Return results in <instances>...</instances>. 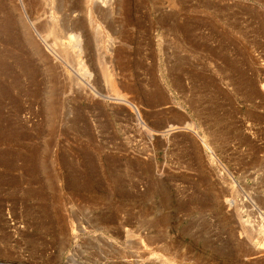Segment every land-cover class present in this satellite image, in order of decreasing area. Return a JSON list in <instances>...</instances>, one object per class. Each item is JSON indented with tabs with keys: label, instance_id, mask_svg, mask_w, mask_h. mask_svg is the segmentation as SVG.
<instances>
[{
	"label": "rangeland",
	"instance_id": "374dc122",
	"mask_svg": "<svg viewBox=\"0 0 264 264\" xmlns=\"http://www.w3.org/2000/svg\"><path fill=\"white\" fill-rule=\"evenodd\" d=\"M258 208L264 0H0V264H264Z\"/></svg>",
	"mask_w": 264,
	"mask_h": 264
},
{
	"label": "bare ground",
	"instance_id": "6f19581e",
	"mask_svg": "<svg viewBox=\"0 0 264 264\" xmlns=\"http://www.w3.org/2000/svg\"><path fill=\"white\" fill-rule=\"evenodd\" d=\"M88 0H86L87 2ZM88 15V14H87ZM69 40L71 42H73V46L74 48L75 47H78L80 48L81 47V43H82V40L80 38V35L79 34H71L68 36ZM72 44V43H71ZM73 48V47H72ZM56 56V55H55ZM60 58V57H59ZM101 65V69H102V72H103V75L105 76L106 80L110 83L111 87L114 86L115 83H113L112 81V75L110 74V72L108 71V68L105 66V64L103 63H100ZM80 70L84 73V74H87L90 72L88 71V68L85 66V64H83V62H81V67H80ZM114 89V88H113ZM117 89V88H116ZM115 90V89H114ZM118 93V92H117ZM117 95V94H116ZM206 145V144H205ZM207 146V145H206ZM208 147V146H207ZM209 148V147H208ZM212 153V152H211ZM258 211V218L259 220L261 221V223L264 225V214H263V211H262V208H258L257 209ZM253 247H255V245H253ZM259 253L263 254L264 255V245L263 246H259V250H258Z\"/></svg>",
	"mask_w": 264,
	"mask_h": 264
}]
</instances>
